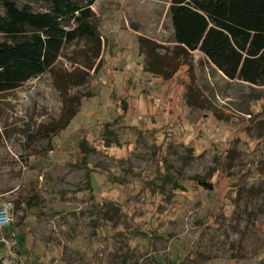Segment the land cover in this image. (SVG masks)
Wrapping results in <instances>:
<instances>
[{
	"label": "rangeland",
	"instance_id": "obj_1",
	"mask_svg": "<svg viewBox=\"0 0 264 264\" xmlns=\"http://www.w3.org/2000/svg\"><path fill=\"white\" fill-rule=\"evenodd\" d=\"M168 1L97 0L98 38L0 91V264H264V86L179 62Z\"/></svg>",
	"mask_w": 264,
	"mask_h": 264
},
{
	"label": "trees",
	"instance_id": "obj_2",
	"mask_svg": "<svg viewBox=\"0 0 264 264\" xmlns=\"http://www.w3.org/2000/svg\"><path fill=\"white\" fill-rule=\"evenodd\" d=\"M41 1L45 10L0 0V32L11 38L0 42V91L52 70L66 42L98 38L96 0ZM169 15L179 62L199 49L228 78L264 86V0H171Z\"/></svg>",
	"mask_w": 264,
	"mask_h": 264
},
{
	"label": "built area",
	"instance_id": "obj_3",
	"mask_svg": "<svg viewBox=\"0 0 264 264\" xmlns=\"http://www.w3.org/2000/svg\"><path fill=\"white\" fill-rule=\"evenodd\" d=\"M16 221L14 203L10 200L0 202V232L5 227H11ZM6 244H11V239L6 236L0 238Z\"/></svg>",
	"mask_w": 264,
	"mask_h": 264
},
{
	"label": "crops",
	"instance_id": "obj_4",
	"mask_svg": "<svg viewBox=\"0 0 264 264\" xmlns=\"http://www.w3.org/2000/svg\"><path fill=\"white\" fill-rule=\"evenodd\" d=\"M97 1V0H96ZM96 1H95V3H96ZM169 3H168V5L170 6V4H171V0H169L168 1ZM94 3V4H95ZM173 33H174V30H173ZM172 42L175 44V41L173 40V38H172ZM194 51H199V52H201L207 59H208V57L201 51V50H199V49H196V50H194ZM193 52V51H192ZM209 60V59H208ZM213 65V64H212ZM221 71V70H220ZM222 72V71H221Z\"/></svg>",
	"mask_w": 264,
	"mask_h": 264
}]
</instances>
